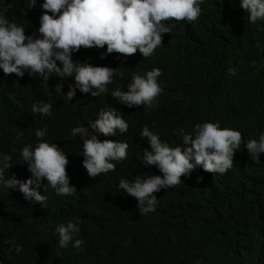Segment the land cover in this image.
<instances>
[{
    "label": "trees",
    "instance_id": "obj_1",
    "mask_svg": "<svg viewBox=\"0 0 264 264\" xmlns=\"http://www.w3.org/2000/svg\"><path fill=\"white\" fill-rule=\"evenodd\" d=\"M8 3L9 19L23 25L26 34L35 33L41 10H25L23 0ZM201 7L196 21H181L164 34L150 58L137 52L125 60L114 52L101 59L106 46L81 47L74 53V61L125 73L99 97L77 90L66 102L55 91L60 83L55 76L46 85L39 76L18 78L0 70V153L14 157L5 179L31 176L26 164H15L23 147L17 134L23 131V141L35 143V130L46 128L44 139L67 152L66 170L77 189L65 197L49 187L42 205L0 186V264H264V155L257 162L245 148L249 138L258 139L264 131V21L260 26L249 23L239 0H204ZM153 67L162 69L164 88L156 107L129 109L111 96L116 87L127 91L133 73ZM229 67L236 69L235 75L228 73ZM70 83L71 77L63 81L65 94ZM40 100L53 103L51 117L31 112ZM108 106L124 113L129 129L98 138L127 140L128 156L115 171L92 178L82 166V141L70 130L94 120ZM208 120L242 132L233 167L223 174L198 167L190 177H181L183 183L156 193L155 212L139 214L135 198L121 192L118 183L121 178L161 174L155 166L141 164L144 149L150 148L140 136L142 126L148 124L175 145L180 143L176 129L192 131L195 123ZM68 220L81 221L79 238L85 243L80 248L59 246L56 228ZM12 245H22L23 251L16 253Z\"/></svg>",
    "mask_w": 264,
    "mask_h": 264
},
{
    "label": "clouds",
    "instance_id": "obj_2",
    "mask_svg": "<svg viewBox=\"0 0 264 264\" xmlns=\"http://www.w3.org/2000/svg\"><path fill=\"white\" fill-rule=\"evenodd\" d=\"M203 3L204 0H23L25 10H41L36 32L26 34L23 25L9 19L7 12L11 5L8 0H0V70L18 78L25 74L32 78L39 76L46 85L55 76L60 81L55 91L66 102L74 99L77 90L99 97L107 94L108 85L116 77L123 79L125 73L118 72L117 67L74 61V53L81 47L105 49L106 46V50L100 53L101 59L114 52L122 54L125 60L137 52L145 59L150 58L163 44L164 34L172 33L177 23H191L200 17ZM239 6L249 23L260 26L259 22L264 21V0H239ZM228 73L235 75L236 69L229 67ZM161 75L159 67L143 74L135 72L126 85L127 91L116 87L111 96L129 109L139 106L152 109L158 105L157 98L164 92L159 80ZM69 77L74 83L68 85L65 94L63 81ZM53 107L51 101L40 100L32 104L31 112L51 117ZM128 129L124 113L113 106L100 108L96 118L86 125L71 128L70 135L82 141V166L89 177L115 171L116 164L128 156L127 140H100L99 135L115 137ZM46 134V128L36 129L34 136L38 139L35 143H25L23 131L17 134L23 147L15 164H26L31 173L27 179H19L15 174L5 179V171L14 166V157L0 153V186L6 190H18L29 202L42 205L48 200L45 191L49 187L65 197L77 192L70 184L66 170L69 163L67 152L56 142L45 140ZM175 135L180 138V143L173 145L161 139V133L148 124L141 128L140 136L150 146L144 149L141 164L155 166L161 174L121 178L118 183L121 192L135 198L141 215L156 211L159 203L156 193L183 183L181 177H190L196 168L219 174L231 169L236 150L243 141L240 130L221 127L220 121L211 120L195 123L192 131L180 127L175 130ZM245 148L260 162L259 157L264 155V131L259 133L258 139L249 138ZM202 179L197 177V181ZM45 180L47 183H43ZM80 224L79 220H68L57 226L60 247L71 243L74 248H80L85 243L79 238ZM12 248L16 253L23 251L22 245H12ZM195 264H201V261L196 260Z\"/></svg>",
    "mask_w": 264,
    "mask_h": 264
}]
</instances>
